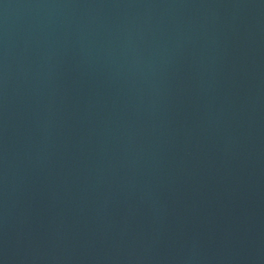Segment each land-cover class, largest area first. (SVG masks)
Here are the masks:
<instances>
[{
  "label": "water",
  "instance_id": "95a60500",
  "mask_svg": "<svg viewBox=\"0 0 264 264\" xmlns=\"http://www.w3.org/2000/svg\"><path fill=\"white\" fill-rule=\"evenodd\" d=\"M0 264H264V0H0Z\"/></svg>",
  "mask_w": 264,
  "mask_h": 264
}]
</instances>
